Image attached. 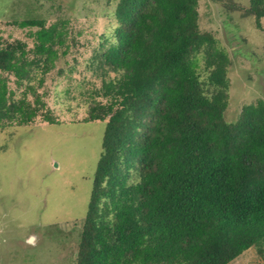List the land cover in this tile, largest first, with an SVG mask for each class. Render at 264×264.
<instances>
[{"label": "trees", "instance_id": "16d2710c", "mask_svg": "<svg viewBox=\"0 0 264 264\" xmlns=\"http://www.w3.org/2000/svg\"><path fill=\"white\" fill-rule=\"evenodd\" d=\"M115 1L89 58L83 121L105 126L76 264H227L264 242V102L225 118L230 57L198 0ZM7 23L32 43L0 34V128L58 123L35 83L69 53L68 20Z\"/></svg>", "mask_w": 264, "mask_h": 264}, {"label": "rangeland", "instance_id": "374dc122", "mask_svg": "<svg viewBox=\"0 0 264 264\" xmlns=\"http://www.w3.org/2000/svg\"><path fill=\"white\" fill-rule=\"evenodd\" d=\"M251 4L198 0L200 29L218 38L230 57L228 121L244 104L264 102V15L257 19ZM115 5V0H0L3 38L31 46L26 30L7 22L65 18L74 40L43 84L35 83L59 122L36 118L0 128V264H76L105 126L101 120L83 121L100 99L92 95L101 78L88 66L89 58L101 36L116 26ZM227 264H264V242Z\"/></svg>", "mask_w": 264, "mask_h": 264}]
</instances>
